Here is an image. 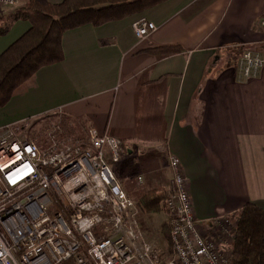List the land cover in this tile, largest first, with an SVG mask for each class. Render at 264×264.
I'll return each instance as SVG.
<instances>
[{
	"label": "crops",
	"instance_id": "1",
	"mask_svg": "<svg viewBox=\"0 0 264 264\" xmlns=\"http://www.w3.org/2000/svg\"><path fill=\"white\" fill-rule=\"evenodd\" d=\"M262 17L264 0H167L66 31L62 62L13 94L0 109V132L60 113L81 134L116 138L122 153L163 148L166 169V157L175 156L197 221L235 215L249 203L264 212V67L248 79L237 68L244 51L264 56ZM139 19L156 27L141 41L131 27ZM29 28L14 22L0 36V55ZM165 47L181 52L151 54ZM157 184L171 191L169 169Z\"/></svg>",
	"mask_w": 264,
	"mask_h": 264
},
{
	"label": "built area",
	"instance_id": "2",
	"mask_svg": "<svg viewBox=\"0 0 264 264\" xmlns=\"http://www.w3.org/2000/svg\"><path fill=\"white\" fill-rule=\"evenodd\" d=\"M21 2L0 0V9ZM131 27L139 41L156 29L144 19ZM259 27L264 31V17ZM263 67L261 53L244 51L238 75L252 78ZM12 127L0 132V264H158L139 231L137 205L105 161L107 154L119 159V140L89 130L84 146L61 143L57 128L41 148L17 138ZM166 161L172 182L165 202L171 253L162 264H230L229 251L200 233L202 226L221 221L194 218L179 161L173 155Z\"/></svg>",
	"mask_w": 264,
	"mask_h": 264
},
{
	"label": "trees",
	"instance_id": "3",
	"mask_svg": "<svg viewBox=\"0 0 264 264\" xmlns=\"http://www.w3.org/2000/svg\"><path fill=\"white\" fill-rule=\"evenodd\" d=\"M23 1L22 6L0 17V36L16 21L30 24L29 30L0 55V109L40 69L62 62L64 32L84 25L100 27L120 21L167 0H63L58 4ZM180 52L177 47H165L152 50L151 54L162 59ZM62 127L69 132L67 120H63ZM164 197L150 192L140 197L138 206L146 213L160 212ZM235 220L230 264H264V212L253 204H245L235 214Z\"/></svg>",
	"mask_w": 264,
	"mask_h": 264
},
{
	"label": "rangeland",
	"instance_id": "4",
	"mask_svg": "<svg viewBox=\"0 0 264 264\" xmlns=\"http://www.w3.org/2000/svg\"><path fill=\"white\" fill-rule=\"evenodd\" d=\"M24 4L22 0L20 6ZM1 10V9H0ZM12 9H4L11 12ZM3 11V10H2ZM3 13V12H2ZM0 12V14H2ZM63 120L66 118L60 114L46 115L33 119L28 122L21 123L12 127L14 135L22 140L36 143L39 147L45 148L51 143L50 137L58 134L57 128L61 131L62 136L58 139L61 143H79L83 146L87 144V132L79 133L77 128L69 124V132L67 128L62 127ZM56 131V132H55ZM54 138V136H53ZM57 138L56 142H60ZM137 152V150H136ZM136 152L126 154L121 152L119 159L114 162L108 156L105 157L106 163L110 166L113 173L116 174L122 189L127 193V197L131 199L138 207L139 216L136 218L139 231L145 241L152 247L156 261L162 264L170 257L169 237V212L165 208V202L169 198V191L162 188L161 184H157L161 179H165L167 175L165 165V155L163 148L160 151L150 148L149 154L141 155ZM150 192H157L165 195L163 203H161V211L157 213H146L138 206L141 196L148 195ZM54 209L56 207L54 206ZM219 224H215L213 228H209L207 224L200 228V233L218 247H225L226 253H230L232 244V235L236 228L235 215L226 216ZM168 234V235H167Z\"/></svg>",
	"mask_w": 264,
	"mask_h": 264
}]
</instances>
